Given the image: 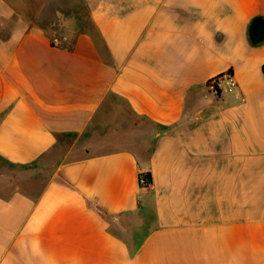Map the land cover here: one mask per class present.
Segmentation results:
<instances>
[{"label":"crops","instance_id":"0c3cea01","mask_svg":"<svg viewBox=\"0 0 264 264\" xmlns=\"http://www.w3.org/2000/svg\"><path fill=\"white\" fill-rule=\"evenodd\" d=\"M256 18L264 0H0V264H264Z\"/></svg>","mask_w":264,"mask_h":264},{"label":"built area","instance_id":"2783aa9c","mask_svg":"<svg viewBox=\"0 0 264 264\" xmlns=\"http://www.w3.org/2000/svg\"><path fill=\"white\" fill-rule=\"evenodd\" d=\"M223 83H226L227 88H231L232 86H234V82H233V79L231 76V72L224 73V74L212 79L210 81L209 85H210L211 89L216 94H219L221 89H222ZM139 182H140V185L142 187L147 188L150 185L151 180L145 174H140Z\"/></svg>","mask_w":264,"mask_h":264},{"label":"rangeland","instance_id":"374dc122","mask_svg":"<svg viewBox=\"0 0 264 264\" xmlns=\"http://www.w3.org/2000/svg\"><path fill=\"white\" fill-rule=\"evenodd\" d=\"M63 11L65 12L66 15H70L71 14V11L68 10V7H64L63 8ZM70 19V21H68ZM69 19H64V20H67V28L66 27H63L64 29H62V27L58 28V27H55L54 31L56 32V35H58V37L60 35H62L63 33H68L67 32V29L70 27V26H73L75 29H79L80 27L78 26H81L79 25L80 23H78L79 21L77 20L76 22V19H73V18H69ZM82 28V27H81ZM45 168V167H44ZM44 168H41L40 171L38 172V176H35L34 178V193L38 191L39 187H38V184L36 183H41V181H44L48 175H50V172H49V168L48 170L47 169H44Z\"/></svg>","mask_w":264,"mask_h":264},{"label":"water","instance_id":"95a60500","mask_svg":"<svg viewBox=\"0 0 264 264\" xmlns=\"http://www.w3.org/2000/svg\"><path fill=\"white\" fill-rule=\"evenodd\" d=\"M249 38L254 43L264 40V20L262 18H256L250 24Z\"/></svg>","mask_w":264,"mask_h":264},{"label":"trees","instance_id":"16d2710c","mask_svg":"<svg viewBox=\"0 0 264 264\" xmlns=\"http://www.w3.org/2000/svg\"><path fill=\"white\" fill-rule=\"evenodd\" d=\"M61 27H66L67 28V25H63ZM263 71H264V67H263ZM145 175L148 176L150 178V180H151V177H150V174L149 173L148 174H145ZM139 177H140V175H139Z\"/></svg>","mask_w":264,"mask_h":264}]
</instances>
